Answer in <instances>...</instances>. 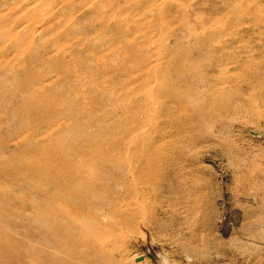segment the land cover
Returning a JSON list of instances; mask_svg holds the SVG:
<instances>
[{
    "label": "rangeland",
    "instance_id": "rangeland-1",
    "mask_svg": "<svg viewBox=\"0 0 264 264\" xmlns=\"http://www.w3.org/2000/svg\"><path fill=\"white\" fill-rule=\"evenodd\" d=\"M0 102V264H264V0H0Z\"/></svg>",
    "mask_w": 264,
    "mask_h": 264
},
{
    "label": "bare ground",
    "instance_id": "bare-ground-1",
    "mask_svg": "<svg viewBox=\"0 0 264 264\" xmlns=\"http://www.w3.org/2000/svg\"><path fill=\"white\" fill-rule=\"evenodd\" d=\"M13 2V1H12ZM64 2H65V0H64ZM27 5V4H26ZM217 8V7H216ZM25 11V10H24ZM45 18V17H44ZM47 18V17H46ZM45 18V19H46ZM46 21V20H45ZM69 21V20H68ZM18 31H19V29H18ZM18 31H16V32H18ZM24 32V31H23ZM15 33V32H14ZM13 33V34H14ZM16 34V33H15ZM33 35H35V34H33ZM37 35V34H36ZM14 36V35H13ZM18 36V35H17ZM192 49V48H191ZM198 54V53H197ZM237 55V54H236ZM32 58V57H31ZM207 73V72H206ZM23 75V74H22ZM19 77V76H18ZM208 79V78H207ZM11 83V82H10ZM16 88V87H15ZM210 89V88H209ZM219 94V93H218ZM1 103V102H0ZM221 113H222V111H221ZM168 125V124H167ZM183 125V124H182ZM188 124H186V126H187ZM165 126L166 125H164L163 127H162V129L161 130H163L164 131V129H165ZM185 126V125H184ZM171 127H174V126H171ZM182 127V126H181ZM189 127V126H188ZM187 127V128H188ZM166 128H167V126H166ZM174 129V128H173ZM172 129V130H173ZM168 130V129H167ZM179 130H181V129H179ZM171 131V130H170ZM175 131V130H174ZM187 131V130H186ZM172 132V131H171ZM189 132V131H188ZM194 132V131H193ZM196 132V131H195ZM176 133V132H175ZM181 133H183V132H181ZM185 133V132H184ZM176 134H180V133H178V131H177V133ZM193 134V133H192ZM192 134H189L188 136H191ZM196 134H197V132H196ZM196 137V136H195ZM192 139H194L193 137H191ZM196 139V138H195ZM129 142V141H128ZM193 144V143H192ZM180 146V145H179ZM138 148V147H137ZM155 148V147H154ZM131 150V149H130ZM130 155V154H129ZM163 155V154H162ZM161 157V156H160ZM148 159V158H147ZM159 161V160H158ZM174 162V161H173ZM102 163H103V161H102ZM119 166L118 167H120V164H118ZM142 165V164H141ZM40 166V165H39ZM117 167V166H116ZM128 167H130L131 169H130V173L133 175L136 171H137V168H136V166L134 165V163H133V161H130L129 162V166ZM143 168V167H142ZM130 175V174H129ZM139 176V175H138ZM145 176V175H144ZM147 183V182H146ZM145 188V187H144ZM140 190V189H139ZM82 191V190H81ZM141 191V190H140ZM139 191V192H140ZM83 192V191H82ZM167 195V194H166ZM99 198V197H98ZM102 198V197H101ZM136 198V197H135ZM74 199V198H73ZM77 201V200H76ZM104 202H106V200H104ZM100 204V203H99ZM137 204V203H136ZM108 205V204H107ZM106 207V206H105ZM139 207V206H138ZM111 208V207H110ZM133 208V207H132ZM64 209V208H63ZM134 209V208H133ZM140 210H142V209H140ZM138 211H139V209H138ZM111 212V211H110ZM143 212V211H142ZM136 213V212H135ZM130 214H131V212H130ZM137 214H138V212H137ZM142 214V217H143V213H141ZM76 215V214H75ZM122 217V216H121ZM135 217V216H134ZM138 217V216H137ZM120 218V217H119ZM123 218V217H122ZM132 219V218H131ZM123 220V219H122ZM130 220V219H129ZM129 220H128V222H129ZM138 218H137V221L136 222H138ZM109 221V220H108ZM113 221V220H112ZM131 221V220H130ZM135 223V222H134ZM118 225H119V223H117ZM124 224V223H123ZM145 224V223H144ZM80 225V224H79ZM120 225H121V223H120ZM136 226V225H135ZM118 227V226H117ZM142 227V226H141ZM131 228V227H130ZM119 229H120V227H119ZM106 230H108V229H106ZM105 230V231H106ZM118 230V229H117ZM118 234V233H117ZM96 237V236H95ZM115 247H116V245H115ZM115 247L113 248V249H115ZM19 251V250H18ZM109 252V251H108ZM115 253V252H114ZM116 254V253H115ZM111 255H112V253H111ZM116 258L114 257V259L113 260H115ZM39 260V259H38ZM112 260V259H111ZM110 260V261H111ZM114 263H116L115 261H113ZM112 262V263H113ZM22 264V263H21Z\"/></svg>",
    "mask_w": 264,
    "mask_h": 264
},
{
    "label": "water",
    "instance_id": "water-1",
    "mask_svg": "<svg viewBox=\"0 0 264 264\" xmlns=\"http://www.w3.org/2000/svg\"><path fill=\"white\" fill-rule=\"evenodd\" d=\"M149 257H151V256H149Z\"/></svg>",
    "mask_w": 264,
    "mask_h": 264
}]
</instances>
